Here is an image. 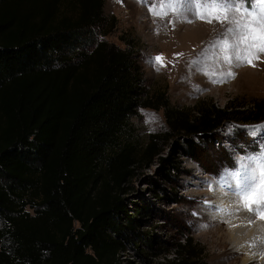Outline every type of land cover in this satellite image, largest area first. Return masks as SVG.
Listing matches in <instances>:
<instances>
[{"label":"trees","instance_id":"obj_1","mask_svg":"<svg viewBox=\"0 0 264 264\" xmlns=\"http://www.w3.org/2000/svg\"><path fill=\"white\" fill-rule=\"evenodd\" d=\"M105 6L0 0V264H120L148 235L138 229L142 208L132 215L123 191L136 166L161 154L160 138L141 150L123 142L138 108L151 103L130 43L94 41ZM263 121V99L205 108L183 121L180 149L200 161L225 122ZM172 169L170 160L169 180ZM195 248L186 237L175 258L157 264H200Z\"/></svg>","mask_w":264,"mask_h":264},{"label":"rangeland","instance_id":"obj_2","mask_svg":"<svg viewBox=\"0 0 264 264\" xmlns=\"http://www.w3.org/2000/svg\"><path fill=\"white\" fill-rule=\"evenodd\" d=\"M261 8L256 0L257 11L249 16L246 4L237 12L202 0H106L108 19L95 30L94 41L120 48L130 43L145 73V102L151 103L138 108L123 142L141 150L157 135L161 149L153 161L136 166L125 185L129 212L135 215V209L142 208L136 215L141 220L138 229L149 236H143L142 249L123 252L120 264L173 259L176 245L186 237L196 246L194 253L202 254L200 264H242L245 255L234 252L226 220L213 219L220 209L215 193L223 188L241 203L260 205L264 214V121L225 122L200 161L183 154L182 133L177 131L186 118L196 120L205 108L230 104L241 110L264 100V53L244 43L234 48L236 41L228 34L229 28L245 31L237 27L238 21L264 35L254 22ZM237 52L244 59L237 60ZM170 160L179 167L171 170L172 180L166 176Z\"/></svg>","mask_w":264,"mask_h":264},{"label":"bare ground","instance_id":"obj_3","mask_svg":"<svg viewBox=\"0 0 264 264\" xmlns=\"http://www.w3.org/2000/svg\"><path fill=\"white\" fill-rule=\"evenodd\" d=\"M227 193L223 188L215 193L220 209L213 214V219L226 220L234 252L245 255L242 264L255 261L264 264V223L258 219L263 213L262 207L241 203Z\"/></svg>","mask_w":264,"mask_h":264},{"label":"snow or ice","instance_id":"obj_4","mask_svg":"<svg viewBox=\"0 0 264 264\" xmlns=\"http://www.w3.org/2000/svg\"><path fill=\"white\" fill-rule=\"evenodd\" d=\"M205 4H214L221 10H231L235 9V11L239 12L241 10L242 5H247V8L251 9V11H247V15L251 16L252 13L255 11V5L256 0H202ZM258 2L261 5H264V0H258ZM202 19H204V16H201ZM215 18L219 19V15H217ZM229 18L225 15L224 20H228ZM211 22V20H209ZM223 22V21H222ZM256 24L259 25L262 32H264V8H261L260 15L257 19L254 21ZM237 27H244L245 31L239 32L237 30H234L232 28L228 29V34L232 36V38L236 41V43L233 45L234 48H238L240 43L247 44L249 48L255 49L258 53H264V35H257L255 29L249 28L247 26H241L239 22L237 21ZM235 58L237 60L244 59V57L240 56L237 53H235ZM161 58L155 57L156 61H159ZM225 60H229L228 57H225ZM230 62V61H229ZM249 64H252V60L248 59L247 61ZM195 63V62H194ZM255 66V65H253ZM231 75V73H229ZM261 218L264 219V214H261Z\"/></svg>","mask_w":264,"mask_h":264}]
</instances>
